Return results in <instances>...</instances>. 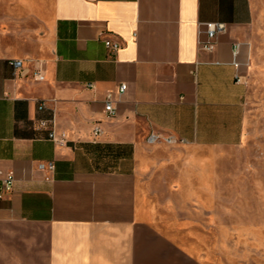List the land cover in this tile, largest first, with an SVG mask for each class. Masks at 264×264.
I'll list each match as a JSON object with an SVG mask.
<instances>
[{
  "label": "crops",
  "instance_id": "0c3cea01",
  "mask_svg": "<svg viewBox=\"0 0 264 264\" xmlns=\"http://www.w3.org/2000/svg\"><path fill=\"white\" fill-rule=\"evenodd\" d=\"M261 17L264 0H0V264H210L198 234L224 231L244 163L226 152ZM208 24L226 27L210 52Z\"/></svg>",
  "mask_w": 264,
  "mask_h": 264
},
{
  "label": "rangeland",
  "instance_id": "374dc122",
  "mask_svg": "<svg viewBox=\"0 0 264 264\" xmlns=\"http://www.w3.org/2000/svg\"><path fill=\"white\" fill-rule=\"evenodd\" d=\"M250 48L242 79L246 86L245 141L242 147L226 152L229 160L244 163L240 171H230L234 183L226 185L231 193L226 196L231 198H226L218 218L224 231L198 234L199 251L210 264H264V17L254 25Z\"/></svg>",
  "mask_w": 264,
  "mask_h": 264
},
{
  "label": "built area",
  "instance_id": "2783aa9c",
  "mask_svg": "<svg viewBox=\"0 0 264 264\" xmlns=\"http://www.w3.org/2000/svg\"><path fill=\"white\" fill-rule=\"evenodd\" d=\"M225 30H226V27L224 24L206 25L207 41L205 43L198 41L199 49L204 50V51H209V52L212 51L215 47L218 35L224 33ZM104 44H105V47L110 52V54L112 55L115 54L121 47V45L118 42H113L111 40H105ZM233 55L234 57L237 56V46H234ZM10 64L15 71L21 67L22 61L13 60ZM235 66L237 67V64H235ZM35 78L37 80H43V75L37 72L35 74ZM237 80H239V77H237ZM125 89H126V85H120L119 92H124ZM112 103H113L112 94L111 93L106 94L105 100H104V112L110 117L115 115V109ZM42 107L43 105H41L39 109H41ZM38 127L42 129H46L49 132L48 137H47L49 140L53 142L56 141L55 133L53 130V120H41L38 123ZM94 132L95 134H97L99 130L95 129ZM63 142H64L63 138H61V140H59V143H63ZM13 186H14V177L12 174H9L8 176H6L4 179L0 181V200L3 199L4 195L12 192Z\"/></svg>",
  "mask_w": 264,
  "mask_h": 264
}]
</instances>
